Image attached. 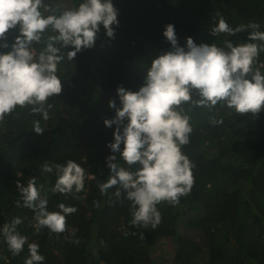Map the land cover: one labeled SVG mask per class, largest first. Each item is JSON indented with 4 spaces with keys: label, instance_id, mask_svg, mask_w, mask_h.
<instances>
[{
    "label": "trees",
    "instance_id": "trees-1",
    "mask_svg": "<svg viewBox=\"0 0 264 264\" xmlns=\"http://www.w3.org/2000/svg\"><path fill=\"white\" fill-rule=\"evenodd\" d=\"M82 2L76 0L65 9ZM112 3L119 22L113 25L114 38L101 25L94 46L82 49L73 60L66 53L74 49H62L65 58L57 71L62 92L48 99L47 104L52 105L50 109L45 105L49 118L32 113L29 105L17 107L0 121V264H25L31 243L38 244L43 264H264V111L241 116L221 104L212 111L190 103L181 106L192 127L189 143L181 151L194 165V185L188 195L180 197L179 204L157 205L161 222L155 229L131 225V202L123 193L116 198V187L107 193L100 191L111 175L107 158L113 153L107 145L114 142L116 130V125L104 124L116 115L109 101L120 108L118 87L138 91L152 60L171 50L163 35L166 26H174L181 47H186L189 37L197 45L225 47L224 41L234 46L264 45L248 39L252 29L235 35L211 34L221 18L233 29L257 23L264 32V0ZM19 34L17 26L0 39V54L11 51ZM52 34L49 30L44 35ZM33 47L38 54L43 44ZM253 67L264 75V51ZM193 99L198 97L194 94ZM34 121L40 122L42 134L34 131ZM120 147L122 151L123 144ZM115 155L126 169L138 167L129 168L119 153ZM68 160L85 169L84 189L67 195L53 193L55 165ZM44 163L52 172L42 170ZM32 178L48 201V211L60 212L61 203L77 209L66 216V232L57 235L47 228L36 232L35 213L23 206L16 187L17 182L27 186ZM15 218L22 221L16 231L27 238L18 255L9 250L2 233L3 226L11 225Z\"/></svg>",
    "mask_w": 264,
    "mask_h": 264
},
{
    "label": "clouds",
    "instance_id": "clouds-1",
    "mask_svg": "<svg viewBox=\"0 0 264 264\" xmlns=\"http://www.w3.org/2000/svg\"><path fill=\"white\" fill-rule=\"evenodd\" d=\"M42 8L53 14L45 16ZM58 11L59 6L52 8L45 5L44 0H0V39L17 26L20 33L11 51L0 54V121L17 107L29 105L32 113L42 114L47 120L49 113L45 105L48 99L62 92V83L57 76L58 65L65 58L62 49L68 46L74 49L66 53L71 61L82 49L94 46L101 25L106 35L114 38L113 25L119 24L112 0H84L78 7L56 14ZM259 27L257 23H250L233 29L221 18L211 29V34L235 35L247 28L252 29L249 40L264 42V32L259 31ZM49 30L55 34L45 37ZM163 35L170 42L171 50L152 60L145 83L138 91L118 87L121 107L117 108L115 101H109V107L116 110V115L104 120L105 126L116 125V130L114 142L107 145L113 153L107 158L111 175L100 185V191L107 193L108 189L116 187V198L125 194L131 202L130 223L137 228L151 226L155 229L161 222L157 205L179 204L180 197L188 195L194 185V165L181 151L182 146L189 143L192 132L190 117L183 114V104L190 103L209 111L221 104L241 116H257L264 111V75L253 67L259 53L264 51V45L234 46L231 41H224L225 47L197 45L189 37L186 47H181L171 24L166 26ZM34 44H43L38 54L33 49ZM194 94L198 99H193ZM51 107L47 104L48 109ZM212 123L222 124L223 120ZM33 129L37 134L44 132L39 121L33 122ZM115 153H119L120 160L129 168L137 165L136 170L121 166ZM55 168L57 180L51 189L53 193L67 195L83 191V167L68 160ZM42 170L49 173L53 168L44 163ZM16 187L23 206L35 213L36 232L42 228L57 235L67 231L66 216L75 213V207L61 203L58 206L60 212L48 211V201L41 197L35 178L30 179L27 186L17 182ZM21 222L15 218L11 225L5 224L2 229L13 255L22 252L27 241L16 231ZM28 249L30 257L25 264H43L45 258L39 254L38 244H29Z\"/></svg>",
    "mask_w": 264,
    "mask_h": 264
},
{
    "label": "rangeland",
    "instance_id": "rangeland-1",
    "mask_svg": "<svg viewBox=\"0 0 264 264\" xmlns=\"http://www.w3.org/2000/svg\"><path fill=\"white\" fill-rule=\"evenodd\" d=\"M74 3H76V0H44V4L45 5H49L52 8H57V6H59V10L61 9H65L67 6L69 5H74ZM42 14H44L45 16L47 15L48 11H45V9H41ZM33 49L35 50V48L33 47ZM158 251H155L156 254H159L157 256L161 257V253H157Z\"/></svg>",
    "mask_w": 264,
    "mask_h": 264
}]
</instances>
